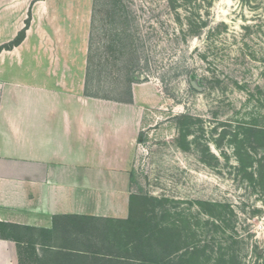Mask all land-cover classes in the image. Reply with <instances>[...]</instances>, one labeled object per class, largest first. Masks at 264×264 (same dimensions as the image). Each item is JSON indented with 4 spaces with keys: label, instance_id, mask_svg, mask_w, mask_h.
<instances>
[{
    "label": "rangeland",
    "instance_id": "rangeland-1",
    "mask_svg": "<svg viewBox=\"0 0 264 264\" xmlns=\"http://www.w3.org/2000/svg\"><path fill=\"white\" fill-rule=\"evenodd\" d=\"M88 1L87 91L135 88L156 127L128 222L97 230L122 256L148 238L169 264H264V0Z\"/></svg>",
    "mask_w": 264,
    "mask_h": 264
},
{
    "label": "crops",
    "instance_id": "crops-1",
    "mask_svg": "<svg viewBox=\"0 0 264 264\" xmlns=\"http://www.w3.org/2000/svg\"><path fill=\"white\" fill-rule=\"evenodd\" d=\"M90 20L88 0H0V264H20L18 241L51 264L130 262L97 224L127 221L144 194L138 137L155 113L135 88L85 93Z\"/></svg>",
    "mask_w": 264,
    "mask_h": 264
},
{
    "label": "trees",
    "instance_id": "trees-1",
    "mask_svg": "<svg viewBox=\"0 0 264 264\" xmlns=\"http://www.w3.org/2000/svg\"><path fill=\"white\" fill-rule=\"evenodd\" d=\"M23 36H24V31H22V32H20L18 34L16 40L14 41V44L20 42V40L23 38ZM86 87H85V93L86 94L94 95V96H97V97L108 98L106 96H100V95L92 94V93L87 91ZM131 99H132V93L130 91L128 100L130 101ZM119 101H123V100H119ZM0 226H5L3 231H6L7 227H8V224L0 222ZM2 237H4V235ZM4 238H6V237H4ZM129 245H131L132 247H129ZM126 246H127V248H131L132 250L135 251V254L130 255V256H126V258L130 262H135L137 260L140 264H169V260H170V258L173 255V253L172 254L167 253V254H165L164 258L160 257V255H161L160 250L156 249L155 244H153L152 242H149L148 238H145L142 241L134 240V241H131V242H127ZM22 250L23 251L31 250L32 253L36 255L35 244L27 243L26 245H23L21 243V241H18V256H19V263L20 264H23ZM43 250L47 251V249H43ZM141 252H142V254H141ZM149 253H152V255H147ZM153 253H155V255H153ZM43 264H45V263H43Z\"/></svg>",
    "mask_w": 264,
    "mask_h": 264
}]
</instances>
